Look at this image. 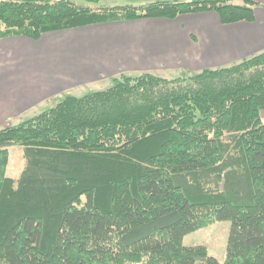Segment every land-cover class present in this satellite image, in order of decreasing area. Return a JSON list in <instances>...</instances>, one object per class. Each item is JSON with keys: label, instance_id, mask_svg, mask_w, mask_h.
I'll return each instance as SVG.
<instances>
[{"label": "trees", "instance_id": "trees-1", "mask_svg": "<svg viewBox=\"0 0 264 264\" xmlns=\"http://www.w3.org/2000/svg\"><path fill=\"white\" fill-rule=\"evenodd\" d=\"M82 1L0 0V41L209 12L232 25L259 6ZM262 111L264 52L172 80L120 75L0 130V264H264ZM14 147L25 161L17 180ZM218 222L231 223L225 263L184 245Z\"/></svg>", "mask_w": 264, "mask_h": 264}, {"label": "crops", "instance_id": "crops-1", "mask_svg": "<svg viewBox=\"0 0 264 264\" xmlns=\"http://www.w3.org/2000/svg\"><path fill=\"white\" fill-rule=\"evenodd\" d=\"M251 1L259 5L253 22L223 25L209 12L86 26L45 34L39 41L1 40L0 130L59 97L103 91L120 75L177 78L263 53L264 0ZM186 238L184 245L191 247Z\"/></svg>", "mask_w": 264, "mask_h": 264}, {"label": "rangeland", "instance_id": "rangeland-1", "mask_svg": "<svg viewBox=\"0 0 264 264\" xmlns=\"http://www.w3.org/2000/svg\"><path fill=\"white\" fill-rule=\"evenodd\" d=\"M71 1L80 5L84 4L82 0H71ZM163 1L172 2L173 0H100V2L94 6L103 7V8H115V7H124V6L139 7L150 3L163 2ZM179 1H190V0H179ZM163 77H168V78L170 77V79L167 78H163V79L172 80L171 79L172 76L167 75ZM102 88L103 89L101 90H106L109 87L102 86ZM84 93L85 92H82L81 94H77L73 92V94L74 95L76 94L77 96H81ZM42 111L43 109L41 110L39 109L36 112L29 114V116H27L26 118H31L35 115L34 113L39 114ZM261 118L264 123V111L261 112ZM17 124L19 123L16 122L11 126ZM9 152H10V158H9V165L7 167V175L10 178L17 180L25 168L23 151L22 148L14 147L11 148ZM230 231H231V223L229 222L214 223L209 227L201 229L196 233L187 236L185 240V244L191 247H205L208 250V253L212 257H215L218 261L225 263L227 258V245L230 236Z\"/></svg>", "mask_w": 264, "mask_h": 264}]
</instances>
